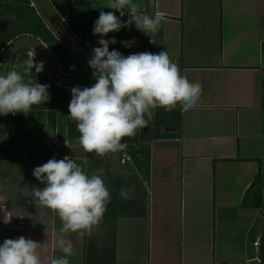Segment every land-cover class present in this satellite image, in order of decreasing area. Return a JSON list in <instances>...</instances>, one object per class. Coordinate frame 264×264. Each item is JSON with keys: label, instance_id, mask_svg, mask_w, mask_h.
Instances as JSON below:
<instances>
[{"label": "crops", "instance_id": "obj_1", "mask_svg": "<svg viewBox=\"0 0 264 264\" xmlns=\"http://www.w3.org/2000/svg\"><path fill=\"white\" fill-rule=\"evenodd\" d=\"M53 1L89 57L99 46L100 37L92 33L100 11L120 17L106 8L108 0ZM14 3L0 0V15L17 13ZM133 3L148 15L165 12V21L150 36L134 23L109 33L104 39L117 41L109 50L124 56L166 50L183 75L201 84L200 100L188 111L179 105L156 109L147 127L122 140L128 145L123 152L103 157L86 153L77 143L70 101L62 105L56 92L91 87L92 70L89 76L83 74L47 24L46 32H18L12 39L30 35L42 41L76 83H58L45 67L49 102L15 119L11 114L7 139L0 137V244L20 236L47 243L40 250L43 264L64 255L56 247L61 238L73 244L69 264L256 263L249 262L253 258L248 249L251 235L263 228L258 211L264 206V0ZM124 11L120 19L126 22L130 13ZM121 41L135 43L125 47ZM10 42L0 43V54ZM32 74L40 83L39 73L34 69ZM53 155L57 160L75 158L89 175L104 170L111 200L102 222L82 239L61 232L59 218L53 220L49 210L48 216L33 201L31 189L44 187L33 170ZM125 157L130 159L122 162ZM122 189L127 196L121 195ZM5 211L11 212L9 223L4 222Z\"/></svg>", "mask_w": 264, "mask_h": 264}, {"label": "clouds", "instance_id": "obj_2", "mask_svg": "<svg viewBox=\"0 0 264 264\" xmlns=\"http://www.w3.org/2000/svg\"><path fill=\"white\" fill-rule=\"evenodd\" d=\"M106 8L118 11L120 17L127 9L130 19L124 22L113 11H100L92 33L100 37L99 46L92 49L87 61L95 83L91 87H72L68 105L69 116L76 122L79 133L77 143L84 152L98 157L126 150L128 145L122 140L134 137L139 129L147 127L156 109L171 110L179 105L181 111H188L196 106L203 92L199 82H192L181 73L166 50L127 56L115 49L109 50L110 44L117 43L115 38L104 39L109 33L134 23L138 31L148 36L156 34L165 21V12L141 13L133 0H108ZM120 43L132 47L135 41ZM34 61L35 52L23 62V73L0 71V116L29 113L33 106L49 102L50 85L37 83L31 77L33 69L35 73L43 72L45 63ZM0 137L7 139V133ZM103 171L99 169L89 175L69 156L49 159L33 170L35 179L44 185L31 189L33 201L48 216L51 210L53 220L59 218L61 232L82 239L102 222L111 200ZM121 195L128 193L122 189ZM11 218V212L5 211L4 222L9 223ZM46 247L47 243L24 236L5 239L0 244V264H43L40 250ZM56 247L64 255L49 258L47 264H69L68 257L74 250L72 241L61 238Z\"/></svg>", "mask_w": 264, "mask_h": 264}, {"label": "water", "instance_id": "obj_3", "mask_svg": "<svg viewBox=\"0 0 264 264\" xmlns=\"http://www.w3.org/2000/svg\"><path fill=\"white\" fill-rule=\"evenodd\" d=\"M32 5L36 8L40 16L46 22L48 28L61 40L64 46H66L78 60L80 69L84 75H87L90 70L88 66L89 53L84 45L69 31L65 25L63 19L52 6L50 0H31ZM153 3L154 0H151ZM28 50L32 53L36 59L43 61L45 67L49 73L58 79L61 84H72L76 83L75 79L66 76L51 51L44 45L39 39L30 35H22L11 41L1 52V70L4 74L8 70H14L15 60L17 55L23 51ZM11 122V114L7 116H0V128L1 134H8ZM51 212V210H49ZM260 256L262 264H264V229L262 233V243L260 248Z\"/></svg>", "mask_w": 264, "mask_h": 264}, {"label": "rangeland", "instance_id": "obj_4", "mask_svg": "<svg viewBox=\"0 0 264 264\" xmlns=\"http://www.w3.org/2000/svg\"><path fill=\"white\" fill-rule=\"evenodd\" d=\"M51 1H53V0H51ZM64 1L65 0L59 1V4L64 5ZM27 2H29V5H32L31 0H15V3H14L15 6L14 7L16 8L17 13H15L13 11V13L7 12V16L5 14H3L2 16L0 15V23L3 21L2 22L3 23L2 28H0V43H4L8 39H10L11 41L15 40L17 37L15 39H12L13 36L14 35L16 36V34L18 32H21L24 30H32L34 33H41L40 32L41 30L43 32H46L44 29V26L46 24L45 21L43 20V18L41 16L39 18L35 14V11L32 8L28 7ZM34 9H35V7H34ZM29 54L30 53L27 52V53L20 56V59L18 62L19 66H22L23 62L29 58ZM38 62H39V60H37V63ZM16 67H17V65L15 63L14 69ZM0 70H1V64H0ZM58 83H60V82H58ZM70 92L71 91L66 90L64 88H61V91H59V93L56 92V96L59 94V98L62 101L61 102L62 105L65 104L67 102V100H69V101L71 100V94H69ZM261 223H262V225H264L263 221ZM255 232H257V230ZM248 255L250 256V258H254L257 255V251L253 247H249ZM253 264H256V263H253Z\"/></svg>", "mask_w": 264, "mask_h": 264}, {"label": "built area", "instance_id": "obj_5", "mask_svg": "<svg viewBox=\"0 0 264 264\" xmlns=\"http://www.w3.org/2000/svg\"><path fill=\"white\" fill-rule=\"evenodd\" d=\"M0 64H1V62H0ZM53 158L57 159L58 156L53 155L52 159ZM129 159H130L129 157H125L122 159V162H126ZM258 216L264 221V206L259 208ZM253 227H254V224H252L251 229H253ZM263 229H264V225H263V228L258 233L251 235L250 245H251V247H253L257 251V255L253 259H250L249 262H256L258 264H262V260H261V256H260V248H261V243H262V231H263Z\"/></svg>", "mask_w": 264, "mask_h": 264}, {"label": "trees", "instance_id": "obj_6", "mask_svg": "<svg viewBox=\"0 0 264 264\" xmlns=\"http://www.w3.org/2000/svg\"><path fill=\"white\" fill-rule=\"evenodd\" d=\"M50 1H51V0H50ZM51 3H52L53 6L56 7V5H55V3H54L53 1H51ZM55 39H56V38H55ZM5 47H6V45H4L3 48H5ZM0 51H1V49H0ZM27 52H29V51H28V50H23V51H21V52L17 55L16 60H15V63H16V65H17V67H16L14 70L23 73V67H22L23 65H22V66H19V65H18V62H19L20 56L23 55V54H25V53H27ZM37 60H38V59L35 58V61H34V62L37 63ZM33 70H34V69H33ZM89 73H90V70H89L88 73H87L88 76H89ZM31 77L33 78L34 75L31 74ZM38 77H39V79H40V83H41V84H48V76H47L46 68H44L43 72L39 73V76H38ZM26 79H27V77H26ZM37 79H38V78H37ZM19 115H20V113H17V114L14 115V117H12V118L15 119V117H17V116H19ZM20 116H21V115H20ZM16 123H17V121H16Z\"/></svg>", "mask_w": 264, "mask_h": 264}]
</instances>
